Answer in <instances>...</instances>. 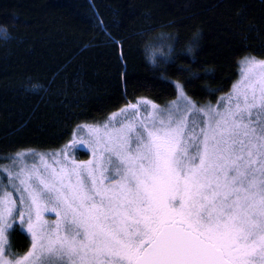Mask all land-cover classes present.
I'll return each mask as SVG.
<instances>
[{
	"label": "rangeland",
	"instance_id": "374dc122",
	"mask_svg": "<svg viewBox=\"0 0 264 264\" xmlns=\"http://www.w3.org/2000/svg\"><path fill=\"white\" fill-rule=\"evenodd\" d=\"M175 86L166 106L140 99L2 169L0 264H134L168 220L233 264H264V60L244 58L216 103ZM15 227L31 241L21 256Z\"/></svg>",
	"mask_w": 264,
	"mask_h": 264
},
{
	"label": "trees",
	"instance_id": "16d2710c",
	"mask_svg": "<svg viewBox=\"0 0 264 264\" xmlns=\"http://www.w3.org/2000/svg\"><path fill=\"white\" fill-rule=\"evenodd\" d=\"M246 57L264 60V0H0V179L140 99L166 106L175 83L216 103ZM9 244L31 241L15 227Z\"/></svg>",
	"mask_w": 264,
	"mask_h": 264
},
{
	"label": "water",
	"instance_id": "95a60500",
	"mask_svg": "<svg viewBox=\"0 0 264 264\" xmlns=\"http://www.w3.org/2000/svg\"><path fill=\"white\" fill-rule=\"evenodd\" d=\"M134 264H233L212 242L178 223H167Z\"/></svg>",
	"mask_w": 264,
	"mask_h": 264
},
{
	"label": "flooded vegetation",
	"instance_id": "af4514ba",
	"mask_svg": "<svg viewBox=\"0 0 264 264\" xmlns=\"http://www.w3.org/2000/svg\"><path fill=\"white\" fill-rule=\"evenodd\" d=\"M173 222H175V223H178V224H182V225H184L185 226V228H187V229H189V230H191L192 232H194V233H196V234H198L197 232H195V231H193L192 229H190V227L185 223V222H183V221H181V220H168L167 222H165L164 224H163V226L165 225V224H167V223H173ZM162 226V227H163ZM161 230V229H160ZM159 230V231H160ZM158 231V232H159ZM157 232V233H158ZM157 233L154 235V237L153 238H151L145 245L147 246L154 238H155V236L157 235ZM198 235H200V234H198ZM202 238H203V236L202 235H200ZM205 239V238H204Z\"/></svg>",
	"mask_w": 264,
	"mask_h": 264
}]
</instances>
